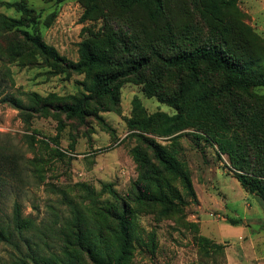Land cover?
I'll use <instances>...</instances> for the list:
<instances>
[{
  "label": "rangeland",
  "instance_id": "374dc122",
  "mask_svg": "<svg viewBox=\"0 0 264 264\" xmlns=\"http://www.w3.org/2000/svg\"><path fill=\"white\" fill-rule=\"evenodd\" d=\"M20 1L35 10L32 16L39 24L30 29L73 61L80 59L84 40L97 50L107 49L109 42L122 49L126 42L134 55L170 56L212 41L224 23L232 38L244 41L250 54L264 63V0H233L224 8L216 3L210 7L212 21L201 11L203 0H163V8L137 4L128 11L114 0H98L88 17L80 0H0V14L21 18V11L11 5ZM16 40V34H0V140L24 153L25 181H13L0 191V220H11L17 200L23 214L37 225L25 238L42 242V252L49 255L60 250L58 235L68 221L80 215L83 230L89 225L98 230V213L120 202L119 196L135 224L129 264H264V198L241 185L230 155L205 130L186 124L166 133V116L175 117L179 111L144 90L149 80L173 97L189 82L186 73L155 61L141 75L119 83L118 101L105 99L83 120L53 110L21 111L2 98L29 105L31 93L42 97L54 93L71 102L87 92L90 80L85 72L57 70L39 55L32 61L12 59L8 48ZM127 56L123 50L122 58ZM222 82L220 74H208L209 86L218 89ZM257 97L264 100V87L235 90L231 96L238 102ZM221 100L220 111L226 112L228 99ZM157 113L162 119L159 127L150 131L139 127L140 117ZM142 136L165 146L191 178L193 193L177 181L182 200H176L179 209L167 216L160 206L130 200L140 175L133 149L143 145ZM108 222L103 220L102 232L112 245ZM25 238H18L20 247L0 242V264H34L27 258ZM82 264L93 263L82 254Z\"/></svg>",
  "mask_w": 264,
  "mask_h": 264
},
{
  "label": "trees",
  "instance_id": "16d2710c",
  "mask_svg": "<svg viewBox=\"0 0 264 264\" xmlns=\"http://www.w3.org/2000/svg\"><path fill=\"white\" fill-rule=\"evenodd\" d=\"M80 1L86 7V17L96 8L98 2ZM114 1L123 11L131 10L137 4L143 8L150 4L163 8V0ZM216 3L227 7L233 4V0H203L204 8L201 11L204 15L210 14V21L214 19L211 16L214 12L210 7ZM11 5L21 11L22 17L15 18L1 13L0 34H16L17 40L8 48V55L12 59L32 61L39 55L57 70L85 72L90 82L87 92L74 97L71 102L54 93L42 97L36 92L30 94L29 105L10 96H5L1 102L11 103L21 111L47 113L53 110L65 113L68 118L83 120L105 99L118 101V85L122 80L141 75L159 60L165 66L186 73L189 77V82L182 84L173 97L159 91L156 82L145 81L144 90L148 95L157 96L162 102L179 111L175 117L166 116L164 131L174 133L186 124H195L199 129L208 132L219 142L220 149L230 155L237 170L235 177L241 185L248 192L264 198V100L257 97L251 101L238 102L231 98L235 90L249 91L264 87V63L260 57L255 58L250 54L244 41L232 38L231 30L226 24L222 23L220 30L214 31L215 37L212 41L191 49H179L170 56L158 52L155 56L144 53L134 55L126 42L122 49L109 42L107 49L97 50L88 40H84L81 42L80 59L73 61L62 56L54 46L47 44L39 31L33 32L30 29L31 26L33 28V25L39 24L37 17L32 16L35 13L33 8L23 1ZM123 50L128 52L125 58H122ZM210 73L223 77L222 85L218 89L208 85ZM224 97L228 99L224 104L227 111L222 107L221 109L230 119L222 115L218 105V101L222 103L221 99ZM159 116L161 115L157 113L140 117L139 127L145 131L159 127L162 122ZM236 121L239 124H235ZM141 138L143 145L133 149L140 175L133 184L130 200L135 205L160 206L161 214L167 216L179 209L176 200H182L177 181L180 180L193 193L191 178L180 161L165 146L153 138ZM25 164L26 158L20 149L0 140V191L13 181H25ZM117 198L120 202L104 207L98 213L99 217L95 222L98 230L95 227L92 229L90 225L83 230L80 215L68 221L58 235L60 250L49 255L42 252V242L25 238V234L33 231L37 225L33 217L23 214L22 205L16 200L11 220L8 223L0 220V242L20 247L18 238H25L30 252L27 258L32 259L34 264H82V254L93 264H129L133 256L135 224L126 201L119 196ZM105 218L109 219L106 228L111 233L112 245L107 243L102 232Z\"/></svg>",
  "mask_w": 264,
  "mask_h": 264
},
{
  "label": "crops",
  "instance_id": "0c3cea01",
  "mask_svg": "<svg viewBox=\"0 0 264 264\" xmlns=\"http://www.w3.org/2000/svg\"><path fill=\"white\" fill-rule=\"evenodd\" d=\"M243 232H244V230H243V231H242V230H240V233H241L240 235H243V234H242Z\"/></svg>",
  "mask_w": 264,
  "mask_h": 264
}]
</instances>
